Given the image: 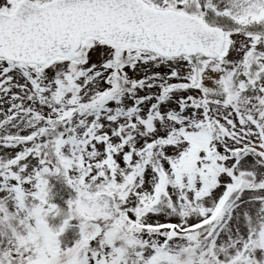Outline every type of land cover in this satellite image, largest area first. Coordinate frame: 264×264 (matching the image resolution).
I'll list each match as a JSON object with an SVG mask.
<instances>
[{
  "label": "snow or ice",
  "instance_id": "obj_1",
  "mask_svg": "<svg viewBox=\"0 0 264 264\" xmlns=\"http://www.w3.org/2000/svg\"><path fill=\"white\" fill-rule=\"evenodd\" d=\"M0 264H264V0H0Z\"/></svg>",
  "mask_w": 264,
  "mask_h": 264
}]
</instances>
